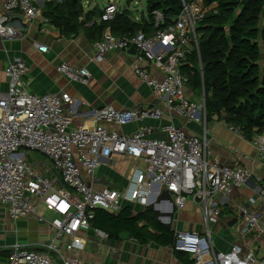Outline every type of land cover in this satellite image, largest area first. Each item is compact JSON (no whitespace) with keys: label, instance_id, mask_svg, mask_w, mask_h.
<instances>
[{"label":"built area","instance_id":"obj_1","mask_svg":"<svg viewBox=\"0 0 264 264\" xmlns=\"http://www.w3.org/2000/svg\"><path fill=\"white\" fill-rule=\"evenodd\" d=\"M47 1L52 0H3L0 38H18L29 23L44 20L42 7ZM214 6H205L203 0H182L179 13L166 24L161 12L153 11L156 30L151 35L138 30L129 36H115L106 27L93 43L92 60L100 63L111 51L130 55L133 73L166 109L199 123L205 120L204 95L200 93L199 102L193 99L182 69L187 57L197 53V26ZM119 10L114 0H107L99 10L98 23L112 21ZM12 13L19 15L18 21L12 19ZM131 47L135 50L132 55L128 53ZM46 49L37 46L39 51ZM55 69L83 85L91 78L86 67L62 63ZM26 72L25 62L18 56L10 58L3 70L7 89L0 92V206L12 221L34 216L47 222L36 213L41 203L54 214L47 222L52 237L39 248L12 245L7 260L0 264H82L80 253L86 239L80 234L90 227L95 210L117 213L123 204L148 206L153 194L161 191L169 193L176 211L187 203L200 211L202 231H174V249L189 255L192 264H264V191L243 204L230 201L252 172L213 158L205 130L198 136L167 122L154 138L148 135L156 129L147 125L124 134L114 127L158 118L160 111L111 106L86 112L89 122L74 127L78 101L66 92L39 95L28 91ZM253 143L258 160L263 161L264 133L255 135ZM36 155L44 160L38 161ZM113 156L131 159L126 182L118 187L98 185L96 169L102 160L112 165ZM225 205L235 217L230 226L234 239L231 248L222 251L212 245L210 225L220 221ZM95 232L107 238L96 228Z\"/></svg>","mask_w":264,"mask_h":264},{"label":"crops","instance_id":"obj_2","mask_svg":"<svg viewBox=\"0 0 264 264\" xmlns=\"http://www.w3.org/2000/svg\"><path fill=\"white\" fill-rule=\"evenodd\" d=\"M2 2L3 0H0V7ZM86 7L82 9V16L94 8L100 10L102 6L95 3L88 4ZM11 16L13 20H19L17 13H12ZM43 19L29 23L18 38L10 41L0 38V92L7 89L3 70L8 60L13 56L21 57L27 67L24 81L27 83L28 91L39 95L61 91L68 93L78 101L75 105L76 113L72 118V126L77 127L82 123H88L86 112L107 106L115 109L134 107L157 109L160 111L158 118L136 120L114 128L121 133L129 134L135 132L140 126L147 125L156 129L148 135L151 138L160 136L157 129L167 122H173L198 136H202L205 130L213 158L222 163L238 164L252 172L245 185L232 193L230 201L243 204L249 197L257 196L259 191H264V160H258V149L253 141L244 139L215 116L195 123L166 109L162 102L153 95L151 89L133 73L131 69L133 59L130 55L120 51H111L100 63L92 60L95 40L88 26L94 21L98 22L96 17L73 37L62 34L49 20L45 17ZM43 25H45V30H42ZM90 36L93 38L91 39ZM38 45L45 46L46 51L37 50ZM260 50V63L263 64V48L261 47ZM129 54L132 55V53ZM62 63L75 68L86 67L91 74L89 83L83 85L58 73L55 67ZM262 132L264 133V129ZM39 157L35 156L38 161L44 160ZM111 160L112 165L102 160V164L96 169L98 185L118 187L126 182L130 174L131 159L125 156H113ZM162 192L159 195L155 193L156 196L153 194L150 201L155 199V203L166 211L168 206L165 200L160 198ZM39 205L42 204H38L37 207ZM124 205L132 206L134 211L149 207V205L136 203L122 206ZM163 209L160 210L163 211ZM191 209H195V206L188 203L184 209L174 213L176 219L173 215L170 228L173 232L184 229L202 231V224L199 220L190 221L186 218ZM43 214L49 219L48 222L54 217V214L46 208ZM233 219H235L233 211L229 205H225L220 221L210 225V240L215 249L227 251L231 248L234 234L228 223ZM80 236L86 239L85 248L80 253L82 264H187L184 259L177 257L169 246H161L152 242L139 243L128 237L126 232H122L119 239L103 238L90 225L82 230ZM51 237L52 231L47 222L34 216L17 218L12 221L0 206V263L7 260L12 245L39 248ZM184 258L187 261L191 260L189 255H185Z\"/></svg>","mask_w":264,"mask_h":264},{"label":"trees","instance_id":"obj_3","mask_svg":"<svg viewBox=\"0 0 264 264\" xmlns=\"http://www.w3.org/2000/svg\"><path fill=\"white\" fill-rule=\"evenodd\" d=\"M181 1L146 0L147 17L139 20L122 9L108 23L95 22V8L82 16L80 0L44 2L42 15L69 37L94 21L88 27L97 41L106 27L115 36H129L138 30L151 35L156 30L152 12H161L165 24L169 23L179 13ZM203 3L215 6L197 26L198 51L189 55L182 69L187 74V85L193 93L203 92L205 120L215 116L244 139L253 141L264 129V63H260L261 47L264 52V0H203ZM258 115L263 117L255 127L252 119ZM90 225L110 239H119L126 232L139 243L169 246L177 257L192 264L184 258L186 253L174 249L173 230L160 224L147 207L134 211L132 206L124 205L117 213L95 210Z\"/></svg>","mask_w":264,"mask_h":264},{"label":"rangeland","instance_id":"obj_4","mask_svg":"<svg viewBox=\"0 0 264 264\" xmlns=\"http://www.w3.org/2000/svg\"><path fill=\"white\" fill-rule=\"evenodd\" d=\"M52 1L55 2L56 0H52ZM106 1L107 0H80L81 5H82V9H86L87 8L86 6L88 4L92 5V4L96 3V4H98V6H103L104 2H106ZM114 1L117 4V6L119 7V9H126L129 11V13L131 12L132 16L135 20H139L142 17L146 18V16H147L146 0H114ZM199 98H200V92L195 91L193 99L196 102H199ZM36 156L39 157L38 155H36ZM39 158L41 159V157H39ZM151 203L155 204V206L158 207L159 209H163L155 203V199L153 201H151ZM44 209L45 208L42 205H39L37 207L36 213L38 215H40L41 217H43L48 222L49 219L47 217H45L43 214ZM166 209H168V208H166ZM163 211H165V209H163ZM198 215H199V218H198ZM186 218L189 219L190 221L199 220V222H201V216H200L199 209L197 207H195V209H191V211H188ZM174 219H176V214L174 215Z\"/></svg>","mask_w":264,"mask_h":264},{"label":"water","instance_id":"obj_5","mask_svg":"<svg viewBox=\"0 0 264 264\" xmlns=\"http://www.w3.org/2000/svg\"><path fill=\"white\" fill-rule=\"evenodd\" d=\"M75 1V0H73ZM99 8L95 9V17L97 18L99 15ZM132 16V13H131ZM129 53H135V50L133 47H131L128 50ZM263 117V115H258L255 118L252 119V123L253 125L256 127L259 123L261 118ZM162 200H165L166 205L168 206V209L166 211H162L160 209H158L153 203H151L149 205V210L154 212L156 214V220L164 225L166 228L170 229L171 228V224H172V219H173V215L176 212V208L175 205L173 203V200L171 198V196L169 195L168 192L163 191L160 197ZM235 222V219H233L232 222L228 223L229 226H232V224Z\"/></svg>","mask_w":264,"mask_h":264}]
</instances>
